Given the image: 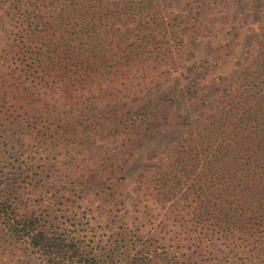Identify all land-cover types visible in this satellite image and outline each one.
Wrapping results in <instances>:
<instances>
[{
	"label": "rangeland",
	"instance_id": "1",
	"mask_svg": "<svg viewBox=\"0 0 264 264\" xmlns=\"http://www.w3.org/2000/svg\"><path fill=\"white\" fill-rule=\"evenodd\" d=\"M50 2V13L58 19L61 8ZM87 4L97 26L87 51L101 69L94 81L72 84L70 95L59 81L40 87L29 78L24 84L29 93L44 99L40 106L44 112L58 108L53 112H58L60 124L58 154L52 149L54 143L39 146L27 138L23 148L31 150L29 158L19 157L0 133V205L16 206L18 220L57 240V258L52 260L53 250L33 241L32 231L14 232L0 216V264H75L76 260H83L80 264H238L234 254L224 257L218 235L210 236L218 227L207 220L214 205L207 199V192L212 193L207 189L213 188L210 182L214 184L220 174L212 179L201 174V157L194 163L196 168L180 166L183 178L178 184L162 177L172 171L187 139L202 133L226 95L217 89V77L231 78L246 61L263 0H88ZM128 6L133 9L126 15ZM29 8V14L38 13V6ZM20 9L13 17L2 9L0 35L21 25L15 17ZM138 26L142 35L149 33L145 28H153L158 37L154 42L143 39L149 53L141 59L125 57L126 46H145L126 35ZM4 41L0 39V64L8 65L3 60ZM159 45L164 50H156ZM233 86L230 80L226 88L232 91ZM190 87L196 88L195 94L188 95ZM70 102L72 111L66 108ZM93 104L95 109L89 111ZM146 106L149 123L145 116L134 129L132 124L145 115ZM68 113L77 124L78 135L72 142L68 133L62 134L60 121ZM102 116L106 122L116 117L118 123H103ZM91 123L100 127L97 135L88 128ZM142 127L150 131L145 133ZM38 170L44 171L42 178L36 176ZM247 253L241 254L242 264H263V257Z\"/></svg>",
	"mask_w": 264,
	"mask_h": 264
},
{
	"label": "trees",
	"instance_id": "2",
	"mask_svg": "<svg viewBox=\"0 0 264 264\" xmlns=\"http://www.w3.org/2000/svg\"><path fill=\"white\" fill-rule=\"evenodd\" d=\"M44 1H48V4ZM49 1L52 6L61 8L58 10V19L51 15ZM87 2L88 0H0V12L6 10L12 17L16 8L21 7L15 15L18 21H22L21 25L19 23L12 31L4 29V35H0V39L5 40L3 60L9 62L8 65L0 64V68H7L0 71V133L10 142L5 145H11L15 149V155L19 154V157H25L31 152L23 148L27 138H32L39 146L46 142L54 143L52 149L58 154L60 124L58 125V112L53 113L58 108L55 107L53 112L49 109L44 112L40 107L44 104V99L28 92L24 86L27 80L34 79L40 87L55 85L59 81L65 93L70 95L73 86L91 83L97 77V71L101 70L96 66V58L90 57L92 55L87 51L93 31L97 29L96 20L93 21V16L90 19L87 12V8H91ZM28 5L38 6V13L29 14ZM42 5L44 9L40 8ZM132 9L128 6L124 13L129 15ZM261 11L262 16L251 30L252 46L247 52L246 61L239 64V69L235 70L231 78L221 75L217 77V89L227 92L226 95L204 123L202 133L187 139L186 147L177 153L172 171L162 177L165 182L176 180L178 184L183 178L178 173L180 166L196 168L194 163H199L201 157L204 169H200L201 174L203 172L210 179L214 178L213 174H220L217 179L214 178V184L210 182L213 188L207 189L212 191L207 192V199L209 202L214 201L213 211L207 220L218 227L211 231L213 234L210 236L217 234L224 257L234 254L238 264L243 262L241 254L247 252L264 259V0ZM119 14L123 15L121 11ZM23 18L26 20L23 21ZM147 24L148 22L142 26ZM163 28L166 31L168 29ZM145 30H149L146 36L142 35L139 26L133 31L127 30L126 35H132L142 43L143 39L154 42L158 37L157 31L153 28ZM144 44L145 46L139 45L134 49L126 46V51L122 53L126 54L125 57L137 56L141 59V56L149 53V44ZM157 47L156 50H164L162 45ZM137 49L140 51L135 52ZM221 56L219 54L218 59ZM230 80L234 82L232 91L226 88H229ZM191 87L188 95L196 93V88L193 90ZM70 105L71 102L66 106L68 111L73 110ZM148 108L149 106L145 107V115L138 119V123L132 124L134 129L148 115ZM93 109L95 105L89 111ZM102 117L105 123V116ZM117 119L115 117L106 123L115 125V122L118 123ZM60 121L61 126L64 125L62 134L68 133L67 138L74 141L78 135L74 115L68 113ZM145 121L149 123V116H146ZM88 128L93 129L95 135L101 131L94 123L89 124ZM142 128L146 129L145 133L150 131L149 127ZM87 132L90 138L94 137L91 131ZM26 159L21 160L25 167L29 164ZM43 172L38 170L36 176L42 178ZM206 176L201 178L205 182L208 179ZM48 179L45 184H48ZM166 191L172 192L169 188ZM17 210L11 204H1L0 216L4 223L14 232L26 233V229L32 231L33 241L39 242L43 248L53 250L52 260H56L57 240L47 239L44 232L31 223L27 226L23 224L16 218ZM249 247L250 250H246ZM82 261L76 260L75 264Z\"/></svg>",
	"mask_w": 264,
	"mask_h": 264
}]
</instances>
